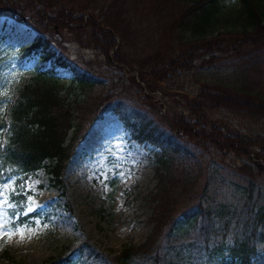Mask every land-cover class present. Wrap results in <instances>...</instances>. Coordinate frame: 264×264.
<instances>
[{"label":"trees","instance_id":"obj_1","mask_svg":"<svg viewBox=\"0 0 264 264\" xmlns=\"http://www.w3.org/2000/svg\"><path fill=\"white\" fill-rule=\"evenodd\" d=\"M0 16L32 29L29 49L50 63L32 69L0 116V176L45 167L64 189L76 146L107 110L135 141L155 149L147 240L111 255L82 238L51 264H264V95L202 82L181 110L151 94L166 85L184 92L174 87L177 79L201 68L259 69L264 0H0ZM231 19L237 30L215 32ZM55 27H69L80 46L103 56L106 71L71 58ZM55 68L69 71L80 91L74 98L58 87ZM126 79L139 87L138 98ZM218 110L258 128L241 130L214 116ZM180 223L190 226L188 245L176 231Z\"/></svg>","mask_w":264,"mask_h":264},{"label":"rangeland","instance_id":"obj_2","mask_svg":"<svg viewBox=\"0 0 264 264\" xmlns=\"http://www.w3.org/2000/svg\"><path fill=\"white\" fill-rule=\"evenodd\" d=\"M237 28L238 23L232 19L223 20L215 32ZM55 32L71 58L93 61L95 69H104L105 58L90 48L80 46L69 27H55ZM34 36L35 32L24 23L0 16V116L6 117L7 109L20 89L33 78L32 69L43 64L45 69L50 68L48 61L36 58L34 51L29 49ZM55 70L60 78L58 87L64 96L74 98L79 94L80 91L70 82L69 71L62 68ZM134 77L138 81L136 74ZM177 80L174 87L182 88L184 92L166 91V85L164 89L158 88L151 93L155 100L169 108L182 110L186 100L195 94L202 82L243 85L264 95V64L259 69H240L233 64L201 68L197 74L188 73ZM126 81L132 96L138 98L139 87L130 79ZM141 86L144 88L142 83ZM214 116L223 117L244 131L258 128L256 123L227 111L218 110ZM154 151L153 146L135 141L117 115L107 110L87 127L76 146L63 175L64 189L55 183L45 167L13 176L18 194L9 197L13 186L9 182V190L3 199L11 202L21 201L20 196H33L37 209L29 217L21 219L26 218V226L36 230L37 234L32 236L26 231L23 240L19 235L10 240L0 238V264H51L64 252H69L72 244L80 243L82 238L90 239L97 248L111 255L118 254L127 246L145 242L152 230L148 217L156 188ZM235 161L240 163L241 159ZM120 172L124 175L120 176ZM22 182L30 189L28 192L19 188ZM4 209L9 212L20 210L9 208L8 203H5ZM187 224L180 223L176 227L182 237L181 243L185 245L191 242L190 226ZM76 255V252L72 253L73 257Z\"/></svg>","mask_w":264,"mask_h":264},{"label":"snow or ice","instance_id":"obj_3","mask_svg":"<svg viewBox=\"0 0 264 264\" xmlns=\"http://www.w3.org/2000/svg\"><path fill=\"white\" fill-rule=\"evenodd\" d=\"M120 176H123L124 173L120 172ZM107 179V177H105ZM9 182L13 183L11 191L9 193V197L17 195V186L15 185L13 178L8 177L4 179L0 176V238L11 239L13 236L19 235L21 240L25 238V232L27 231L30 235L34 236L37 234L36 230L32 228H28L27 221L21 223V217H29L31 213H34L37 209L38 205L35 203L33 196L28 195L21 201H6L3 199L5 192L9 190ZM106 187V186H105ZM19 188L23 192H28L30 189L24 187V183L22 182L19 185ZM107 190V189H106ZM5 203L9 204V208L17 209L19 211L9 212L4 209ZM23 205V207H21ZM7 217V219H5ZM39 222V221H36ZM44 228H47V225H43Z\"/></svg>","mask_w":264,"mask_h":264}]
</instances>
